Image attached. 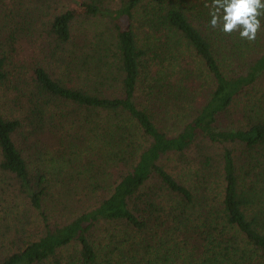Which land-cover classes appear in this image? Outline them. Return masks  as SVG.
Instances as JSON below:
<instances>
[{
  "label": "trees",
  "instance_id": "trees-1",
  "mask_svg": "<svg viewBox=\"0 0 264 264\" xmlns=\"http://www.w3.org/2000/svg\"><path fill=\"white\" fill-rule=\"evenodd\" d=\"M12 2L0 264H264V17L249 42L211 0Z\"/></svg>",
  "mask_w": 264,
  "mask_h": 264
},
{
  "label": "clouds",
  "instance_id": "clouds-1",
  "mask_svg": "<svg viewBox=\"0 0 264 264\" xmlns=\"http://www.w3.org/2000/svg\"><path fill=\"white\" fill-rule=\"evenodd\" d=\"M209 27L226 35L239 33L241 39L255 41L264 17V0H211Z\"/></svg>",
  "mask_w": 264,
  "mask_h": 264
},
{
  "label": "rangeland",
  "instance_id": "rangeland-1",
  "mask_svg": "<svg viewBox=\"0 0 264 264\" xmlns=\"http://www.w3.org/2000/svg\"><path fill=\"white\" fill-rule=\"evenodd\" d=\"M82 0H60V7L57 5L58 8H62L63 10H72V11H77L76 9V5L77 2H80ZM2 7L0 10V19L4 16V15H8L10 14L11 10H16L15 7V3L12 2V0H2ZM48 5V4H47ZM49 9L48 10H52L54 8V4H49ZM52 8V9H51ZM8 28V26H7ZM31 36H34L31 35ZM30 37L29 40L22 39L20 40V42L18 44H16V56H18V60H22V61H26L28 64L30 63V61L37 59V53L39 51V41L37 39V37ZM31 61V63H32ZM6 93L7 92H2L0 93V104L3 102H6ZM5 107V106H4ZM6 108V107H5ZM24 209V208H23ZM3 212V211H2ZM17 212V211H15Z\"/></svg>",
  "mask_w": 264,
  "mask_h": 264
}]
</instances>
